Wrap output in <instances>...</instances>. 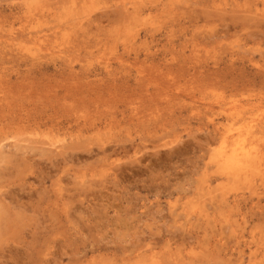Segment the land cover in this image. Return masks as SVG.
I'll list each match as a JSON object with an SVG mask.
<instances>
[{"label": "rangeland", "instance_id": "374dc122", "mask_svg": "<svg viewBox=\"0 0 264 264\" xmlns=\"http://www.w3.org/2000/svg\"><path fill=\"white\" fill-rule=\"evenodd\" d=\"M58 263L264 264V0H0V264Z\"/></svg>", "mask_w": 264, "mask_h": 264}, {"label": "bare ground", "instance_id": "6f19581e", "mask_svg": "<svg viewBox=\"0 0 264 264\" xmlns=\"http://www.w3.org/2000/svg\"><path fill=\"white\" fill-rule=\"evenodd\" d=\"M7 113V112H6ZM2 119H3V117H2ZM76 121V120H75ZM79 123V122H78ZM247 123V122H246ZM69 124V123H68ZM242 128H244L243 126H242ZM250 128V127H249ZM235 131V130H234ZM237 131V130H236ZM233 134H234V132H233ZM231 135V134H230ZM230 135H228V136H230ZM246 135V134H245ZM228 138H231V137H228ZM235 142V141H234ZM249 143V142H248ZM226 144V143H225ZM72 147V146H71ZM234 147H235V145H234ZM237 147V146H236ZM250 147V146H249ZM229 148V147H228ZM257 149V148H256ZM231 150V149H230ZM237 150H238V148H237ZM237 150H235L234 149V152L235 151H237ZM239 150H241V149H239ZM60 151V150H59ZM245 151V150H244ZM248 152V155H250L249 154V152L250 151H247ZM257 152V151H256ZM237 153H238V151H237ZM244 153V152H243ZM246 153V152H245ZM239 154H240V152H239ZM245 154H243V156H244ZM248 155H245V156H248ZM64 156V155H63ZM241 156V155H240ZM243 156L242 157H238V155H234V157L232 158V157H230L229 159H231L230 160V162L229 163H232L233 164V166H235V165H241V164H243V163H246V162H248L246 159L247 158H249V157H246V159L245 158H243ZM250 157H251V155H250ZM261 157V156H260ZM251 159V158H250ZM263 159V158H262ZM229 161V160H228ZM258 163H259V161H258ZM229 165H231V164H229ZM236 168V167H235ZM242 169V168H241ZM236 170H237V168H236ZM55 182V181H54ZM250 182V181H249ZM77 188V187H76ZM72 189V188H71ZM75 189V188H74ZM90 194V193H89ZM86 196V195H85ZM69 197V196H68ZM92 197H94V196H92ZM12 198V197H11ZM55 206V205H54ZM64 206V205H63ZM37 207V206H36ZM66 208V207H65ZM3 209V208H2ZM66 211V210H65ZM4 213V212H3ZM59 264V263H58Z\"/></svg>", "mask_w": 264, "mask_h": 264}]
</instances>
